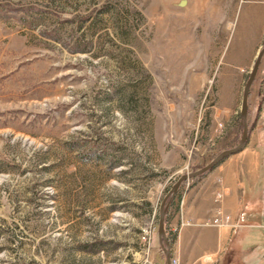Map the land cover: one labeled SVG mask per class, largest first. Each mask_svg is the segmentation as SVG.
<instances>
[{
    "label": "rangeland",
    "instance_id": "obj_1",
    "mask_svg": "<svg viewBox=\"0 0 264 264\" xmlns=\"http://www.w3.org/2000/svg\"><path fill=\"white\" fill-rule=\"evenodd\" d=\"M263 44L264 0H0V264H152L164 194L238 143ZM263 70L240 150L264 175Z\"/></svg>",
    "mask_w": 264,
    "mask_h": 264
},
{
    "label": "crops",
    "instance_id": "obj_2",
    "mask_svg": "<svg viewBox=\"0 0 264 264\" xmlns=\"http://www.w3.org/2000/svg\"><path fill=\"white\" fill-rule=\"evenodd\" d=\"M260 144L254 137L232 157L221 159L204 173L179 185L165 217L166 233H170V260L176 264H264L262 244L255 229L264 208ZM257 185L261 189V208L243 214L245 195ZM217 193L221 194L218 200ZM216 208L228 215L227 222L200 224L210 219ZM187 219L190 224H180ZM156 253L157 248L152 250L153 256Z\"/></svg>",
    "mask_w": 264,
    "mask_h": 264
},
{
    "label": "water",
    "instance_id": "obj_3",
    "mask_svg": "<svg viewBox=\"0 0 264 264\" xmlns=\"http://www.w3.org/2000/svg\"><path fill=\"white\" fill-rule=\"evenodd\" d=\"M264 52V44L257 50L252 65L250 67L246 82L242 88L241 98H240V106H239V117L241 119L242 125H241V134L238 143L229 149H224L220 151L217 155H215L212 159H210L207 163H205L202 167H199L193 171H189L187 173H184L174 181V183L170 186V188L167 190V192L162 197L159 206H158V216H157V222H156V235L159 247L161 249V253H156L154 255V262L152 264H170V257H169V242L167 241L165 232H164V215L168 207L169 200L173 196V194L178 189L179 185L193 177H196L208 169H210L212 166H214L218 161H220L225 156L239 151L243 145L245 144L246 138H247V124H246V99L248 90L250 87V84L254 78L255 72L257 70L260 58L262 53Z\"/></svg>",
    "mask_w": 264,
    "mask_h": 264
},
{
    "label": "trees",
    "instance_id": "obj_4",
    "mask_svg": "<svg viewBox=\"0 0 264 264\" xmlns=\"http://www.w3.org/2000/svg\"><path fill=\"white\" fill-rule=\"evenodd\" d=\"M260 195H261V189L260 186H256L252 192L248 193L245 195V198L243 200V208H242V213L243 214H248L251 212H256L260 210L261 208V201H260ZM168 208V207H167ZM167 212V210H166ZM166 212L164 215V232L167 238V241H170V237H168L165 229V217H166Z\"/></svg>",
    "mask_w": 264,
    "mask_h": 264
},
{
    "label": "built area",
    "instance_id": "obj_5",
    "mask_svg": "<svg viewBox=\"0 0 264 264\" xmlns=\"http://www.w3.org/2000/svg\"><path fill=\"white\" fill-rule=\"evenodd\" d=\"M263 73H264V70H263ZM261 91L264 92V76H263L262 81H261ZM220 196H221V194L217 193L215 199L218 200L220 198ZM227 220H228V215L223 214L219 208H216L214 210L212 217L210 219L202 221L200 224H202V225H220L222 223L227 222ZM180 224L187 225V224H190V221L188 219L187 220H181ZM143 239H144V237H143ZM170 264H176V261L171 260Z\"/></svg>",
    "mask_w": 264,
    "mask_h": 264
}]
</instances>
